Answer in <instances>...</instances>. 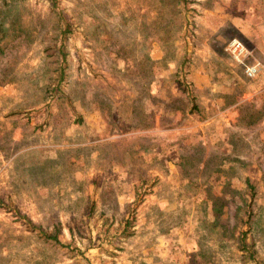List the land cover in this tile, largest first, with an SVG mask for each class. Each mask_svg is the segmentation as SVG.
<instances>
[{
    "label": "rangeland",
    "instance_id": "1",
    "mask_svg": "<svg viewBox=\"0 0 264 264\" xmlns=\"http://www.w3.org/2000/svg\"><path fill=\"white\" fill-rule=\"evenodd\" d=\"M0 264H264V0H0Z\"/></svg>",
    "mask_w": 264,
    "mask_h": 264
},
{
    "label": "built area",
    "instance_id": "2",
    "mask_svg": "<svg viewBox=\"0 0 264 264\" xmlns=\"http://www.w3.org/2000/svg\"><path fill=\"white\" fill-rule=\"evenodd\" d=\"M231 52L232 54L236 55V59L237 61H242L244 59V57L246 56V50L245 48L237 41H233L231 43ZM239 57H242L241 59H239ZM258 68L257 66H244L243 68V73L245 75V77H247L248 79H252L254 78L257 74H258Z\"/></svg>",
    "mask_w": 264,
    "mask_h": 264
},
{
    "label": "trees",
    "instance_id": "3",
    "mask_svg": "<svg viewBox=\"0 0 264 264\" xmlns=\"http://www.w3.org/2000/svg\"><path fill=\"white\" fill-rule=\"evenodd\" d=\"M60 77H61L62 79L64 78V73H63V71L61 72ZM245 183H246V186H247V188L249 189V191H250V192H253V193H251V197H252L253 194H254L253 186H252V184L250 183L249 180H246ZM47 238H48V239H53V240H55V242H58V241H57V236H56V235H53V236H47ZM243 244H244V243H243ZM244 246H245V245H244ZM245 250H246V252L249 254V256L252 255V250H251V249H247V248L245 247ZM252 258H253V257H252Z\"/></svg>",
    "mask_w": 264,
    "mask_h": 264
}]
</instances>
